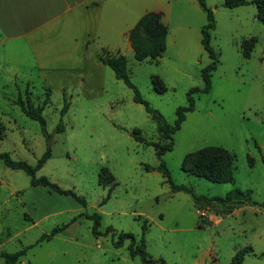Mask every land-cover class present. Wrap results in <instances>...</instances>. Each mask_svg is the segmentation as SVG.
Listing matches in <instances>:
<instances>
[{
	"label": "rangeland",
	"instance_id": "obj_1",
	"mask_svg": "<svg viewBox=\"0 0 264 264\" xmlns=\"http://www.w3.org/2000/svg\"><path fill=\"white\" fill-rule=\"evenodd\" d=\"M183 1V6L173 5L162 58L139 62L133 52L126 55L132 84L169 125L174 124L177 109L187 106L189 91L204 87L202 70L210 63L201 31L207 15L197 0ZM247 1L228 9L225 0H206L216 21L211 45L218 67L211 91L195 96V110L187 113L174 135V148L163 161L171 181L196 196L210 199L235 189L250 190L255 205L249 202L230 213L208 210L206 220L213 213L222 221L216 218L219 223L200 228V208L192 195L173 192L158 170L161 160L155 144L167 142L157 123L110 67L106 66L104 87L86 94L78 87L44 86L37 74L29 80V74L14 79L0 72V153L37 164L47 150V138L39 122L25 116L14 100L19 94L27 100L29 91L36 106H42L51 89L43 110L51 158L36 176L73 191L87 203L83 207L71 196L31 187L24 171L9 169L0 160V253L29 247L17 264H145L129 255V241L122 247L113 242L120 233L140 239L147 219L144 239L147 254L157 261L153 264H230L249 246L255 256H247L243 264H264V23L257 19L253 0ZM251 38L257 42L246 58L241 46ZM125 41L121 36V45ZM205 148L233 155L234 183L215 184L183 170L185 157ZM147 166L155 170L148 172ZM103 168L116 182L109 199L111 185H103ZM94 213L101 216V235L93 233L94 221L86 217ZM66 225L51 241L39 242L44 234Z\"/></svg>",
	"mask_w": 264,
	"mask_h": 264
},
{
	"label": "crops",
	"instance_id": "obj_2",
	"mask_svg": "<svg viewBox=\"0 0 264 264\" xmlns=\"http://www.w3.org/2000/svg\"><path fill=\"white\" fill-rule=\"evenodd\" d=\"M174 4L183 6L184 1L0 0V72L14 79L29 74V80L37 74L42 85L54 89L78 87L85 94L102 89L107 70L96 52L106 49L125 57L134 53L129 34L151 12L161 14L169 34ZM210 215L214 224L219 223L216 218L221 215Z\"/></svg>",
	"mask_w": 264,
	"mask_h": 264
},
{
	"label": "trees",
	"instance_id": "obj_3",
	"mask_svg": "<svg viewBox=\"0 0 264 264\" xmlns=\"http://www.w3.org/2000/svg\"><path fill=\"white\" fill-rule=\"evenodd\" d=\"M198 3L201 9L207 15V24L202 28V45L204 50L208 53L210 58V63L202 70V79L204 81L203 88H193L188 93V104L185 107H180L176 111L177 118L173 125H169L164 116L157 110L153 109L148 102L144 101L141 97L137 88L132 84L129 74H128V62L127 58L124 55H112L106 49H101L96 57L99 62L105 66L110 67L115 73V77L118 80L123 81L126 85L134 90L135 96L134 101L145 107L146 112L151 116V118L157 123L158 130L162 135V138L167 142L166 144L160 145L155 144L157 148V156L161 160L158 170L168 178L173 192H185L192 195L195 204L199 201L206 199L201 196H196L193 191L184 186L175 185L171 179L169 170L163 161V156L173 150L174 148V135L181 129L183 123L186 120L187 113L193 112L196 106V95L207 94L211 91L212 88V75L217 70L219 59L218 55L211 45V32L216 28V21L213 11L207 6L206 0H198ZM247 0H225L224 6L228 9H234L247 5ZM257 8V19L261 23H264V0H253ZM168 35V28L161 21V14L156 12H151L144 15L136 26L131 30L129 34V41L131 43L132 49L134 51L135 59L139 62L144 61H156L163 57L164 53L167 50L166 39ZM249 42V46L247 43ZM256 39L251 38L243 42L241 46L242 53L244 57L250 58L251 53L254 49ZM157 84H160L156 78L153 80ZM28 92L27 100H24L21 96L15 101L16 105L21 108V111L28 118L39 122L41 125L42 133L47 138L48 147L44 155L39 159L36 165H30L25 161H15L13 160L8 153H0V160L3 161L4 165L12 170H22L30 177V186L31 187H45L48 188L51 192L63 196H71L76 201H78L83 207L87 206V203L84 198L78 196L76 193L70 190H63L56 184H53L46 177L38 178L37 172L41 170L47 161L51 158V136L47 132L46 120L43 117V110L48 103V100L51 95V89H48L47 100L42 106H36L30 97V92ZM59 132L63 130V124L60 123L58 127ZM137 131L134 132V135L137 139L142 140L137 136ZM183 170L191 175L197 176L199 178L206 179L215 184H226L234 183V173H233V155L221 148H205L199 150L195 153L189 154L185 157L183 163ZM148 172L155 170L150 166L146 167ZM101 178H103V185L108 186L109 194L107 199L110 198L112 191L116 186L114 175L107 169L103 168L101 171ZM252 191H241L235 189L226 194L224 198H210V202L214 199H217L219 202L229 203L234 198L239 197L240 199H247L249 202H252ZM105 202V201H104ZM255 205L254 202H252ZM203 209V208H201ZM87 218L94 221L93 233L95 235H101L99 231V226L101 222V216L98 213L93 215H87ZM143 217L139 216V221ZM75 221V219L73 220ZM147 219H144L142 223L143 236L138 239L131 233H120L117 236V239L114 240L113 244L116 247H122L124 244L129 241L128 251L129 255L132 258L140 257L143 263L153 264L156 263L146 252V245L144 235L148 230ZM212 220H206L202 218L201 223L199 224L200 228L205 226L212 225ZM69 225L55 228L50 234H44L39 242L51 241L55 235L65 230ZM29 247H26L24 250L10 254L7 252H1L0 257L4 259V264H17L19 260L25 255ZM247 256H255L252 247H246L239 250L233 257L230 264H243Z\"/></svg>",
	"mask_w": 264,
	"mask_h": 264
},
{
	"label": "water",
	"instance_id": "obj_4",
	"mask_svg": "<svg viewBox=\"0 0 264 264\" xmlns=\"http://www.w3.org/2000/svg\"><path fill=\"white\" fill-rule=\"evenodd\" d=\"M246 204L249 205L251 203H249L247 199L236 197L229 203L219 202L217 199H214L211 202L208 199H203L197 203V206L199 208L208 209L212 212L230 213L236 208H241Z\"/></svg>",
	"mask_w": 264,
	"mask_h": 264
},
{
	"label": "built area",
	"instance_id": "obj_5",
	"mask_svg": "<svg viewBox=\"0 0 264 264\" xmlns=\"http://www.w3.org/2000/svg\"><path fill=\"white\" fill-rule=\"evenodd\" d=\"M198 211V215H199V217L202 219V218H206V217H208L209 216V211H208V209H199V210H197Z\"/></svg>",
	"mask_w": 264,
	"mask_h": 264
}]
</instances>
